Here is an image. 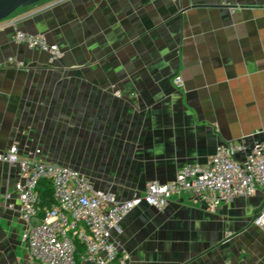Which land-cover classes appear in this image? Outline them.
Returning a JSON list of instances; mask_svg holds the SVG:
<instances>
[{
  "label": "crops",
  "instance_id": "obj_1",
  "mask_svg": "<svg viewBox=\"0 0 264 264\" xmlns=\"http://www.w3.org/2000/svg\"><path fill=\"white\" fill-rule=\"evenodd\" d=\"M19 31L61 58L15 42ZM262 140L264 0H43L0 22V153L17 145L129 200L219 146ZM18 179L0 162V264H37ZM263 204L264 188L215 211L183 192L163 211L135 208L112 239L127 264H264Z\"/></svg>",
  "mask_w": 264,
  "mask_h": 264
},
{
  "label": "built area",
  "instance_id": "obj_2",
  "mask_svg": "<svg viewBox=\"0 0 264 264\" xmlns=\"http://www.w3.org/2000/svg\"><path fill=\"white\" fill-rule=\"evenodd\" d=\"M228 4L227 2H224ZM15 42L45 51L50 61L61 58L62 50L45 35L19 31ZM10 62L19 66L14 58ZM175 84L184 85L177 76ZM118 97L122 93L117 91ZM0 162L19 169L15 183L27 226L22 239L37 264H127L119 245L112 239L117 225L142 204L158 211L165 210L172 196L191 192L213 210L238 197L253 196L264 188V140L248 145L244 142L219 146L207 165L181 167L175 180L149 182L146 192L129 200H119L103 190L77 169L30 158L20 153L17 145L0 153ZM51 182L55 202L49 209L42 206L40 184ZM11 194L7 195L10 198ZM264 228V204L253 222ZM78 243L84 250H78Z\"/></svg>",
  "mask_w": 264,
  "mask_h": 264
},
{
  "label": "water",
  "instance_id": "obj_3",
  "mask_svg": "<svg viewBox=\"0 0 264 264\" xmlns=\"http://www.w3.org/2000/svg\"><path fill=\"white\" fill-rule=\"evenodd\" d=\"M43 0H0V22L11 17L22 7L30 6Z\"/></svg>",
  "mask_w": 264,
  "mask_h": 264
},
{
  "label": "trees",
  "instance_id": "obj_4",
  "mask_svg": "<svg viewBox=\"0 0 264 264\" xmlns=\"http://www.w3.org/2000/svg\"><path fill=\"white\" fill-rule=\"evenodd\" d=\"M40 194L42 200V206L44 209H49L55 202L53 188L49 180H44L40 184ZM78 250L82 252L84 250L83 244L78 243Z\"/></svg>",
  "mask_w": 264,
  "mask_h": 264
}]
</instances>
